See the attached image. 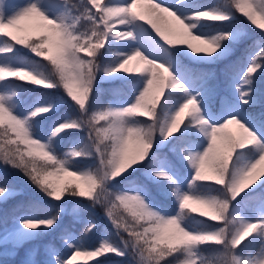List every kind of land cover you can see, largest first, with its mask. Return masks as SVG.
I'll return each instance as SVG.
<instances>
[{
	"label": "snow or ice",
	"instance_id": "snow-or-ice-1",
	"mask_svg": "<svg viewBox=\"0 0 264 264\" xmlns=\"http://www.w3.org/2000/svg\"><path fill=\"white\" fill-rule=\"evenodd\" d=\"M252 25L264 0H0V166L27 184L0 171V247L55 234L22 264H264ZM97 210L116 239L85 244Z\"/></svg>",
	"mask_w": 264,
	"mask_h": 264
},
{
	"label": "rangeland",
	"instance_id": "rangeland-1",
	"mask_svg": "<svg viewBox=\"0 0 264 264\" xmlns=\"http://www.w3.org/2000/svg\"><path fill=\"white\" fill-rule=\"evenodd\" d=\"M219 1L220 0H200L201 3L210 4V5L217 4ZM238 16H242V14L239 13ZM242 19H244L246 21V17H242ZM248 23L250 24V22H248ZM251 27L254 30V33H259L260 31H264V30H261V29H256L254 25H252ZM256 36L259 37V35H256ZM182 38H187V37H182ZM254 40L259 41L260 39H254ZM193 43H197V42L196 41H193ZM136 63H137L136 61H133V63L131 65H129V67L136 66ZM215 67H217V66H215ZM230 130L231 131H235V127L232 126L230 128ZM54 179H56L57 183L63 184L64 181L67 180V179H69V178H67V177H59V178H54ZM13 187L21 188L19 186H13ZM22 197H24V196H22ZM192 207H194V208H196L198 210L197 211L198 214H199L200 211L209 212V214H211L210 209H208L206 207H203L201 205L193 204ZM93 215H94V218L97 219V221L99 223V228H101V230H100V233H99L100 236H98L97 239H94L95 241L92 240L89 244H95V243H97L98 240L102 236H104L106 233L107 234L108 233L111 234L112 239H116L114 227L112 226L111 221L104 217L103 210H97ZM206 218H208V217H206ZM67 223H68V221L66 219L64 221V225H66ZM64 225H62V227ZM0 227H1L0 228V237H2V235H3V224L2 223H0ZM9 227H11V225H9ZM82 227H83L82 224L76 225V231H77V233L82 231ZM88 235H91V234H88ZM48 237H50L51 240H54L55 239L53 237V235L52 236H48ZM48 237H44L41 240H37V241H33L31 243L25 244L22 248H19V249H13L10 246L8 248L1 247L0 248V251L1 252H5V254L8 255V257L10 259V264H22V262L26 258V253H27V251L29 249H31L33 247H36V246H40L41 247V252L43 253V251H42V245L46 242L45 239L48 238ZM37 259H40L39 256L37 257ZM84 259H86V258H84V257H78L76 263L77 262L84 261ZM96 259H102L103 260V257L96 258ZM128 259H131V257H129ZM90 260L93 261V262H95L94 259H90ZM104 264H127V260H125V258L118 257L115 254H112L111 256L108 257V259L106 261L104 260Z\"/></svg>",
	"mask_w": 264,
	"mask_h": 264
},
{
	"label": "trees",
	"instance_id": "trees-1",
	"mask_svg": "<svg viewBox=\"0 0 264 264\" xmlns=\"http://www.w3.org/2000/svg\"><path fill=\"white\" fill-rule=\"evenodd\" d=\"M218 3H224V0H220ZM239 13H237L238 15ZM27 51V50H25ZM28 87H32L31 85H28ZM101 87L103 88H108V87H111L110 85H107V84H104V85H101ZM105 98L107 99V95L105 96ZM63 105H61V108L63 109ZM66 150V149H65ZM0 171H3L4 174L9 178L12 186H19V187H23L26 189L27 191V184L25 183V179L23 178V174L19 172V170H12L11 169V166H8V168L5 170L2 166H0ZM28 197L24 196V197H19V199L23 200V199H27ZM6 207H11V204L6 206ZM194 216L197 217V219H201V217L199 216V214L196 212V213H193ZM203 219H209V218H206V217H203ZM209 222H211L209 220ZM9 225H11V222H9ZM8 225V226H9ZM193 226H196L195 225V222H193ZM1 228V227H0ZM100 230L101 228H98L97 231H95L94 233H92L91 235H86L84 237V240L83 242L85 244H89L92 240L94 239H97L98 236H100ZM79 233V232H78ZM109 234V233H108ZM53 237L55 238V234H53ZM112 238V236H111ZM51 240L50 237L46 238L45 241H49ZM95 241V240H94ZM93 241V242H94ZM258 250V249H257ZM112 254H107V259L109 256H111ZM204 255L206 257H208L209 259H216L218 258L217 257V254L215 253H212V252H205ZM43 256V253L41 252L39 258L41 259ZM105 258H103V260H107ZM0 264H10V259L8 257V255L4 254V253H1L0 252ZM76 264H95V262L91 261L90 259H84V261H81V262H77Z\"/></svg>",
	"mask_w": 264,
	"mask_h": 264
}]
</instances>
